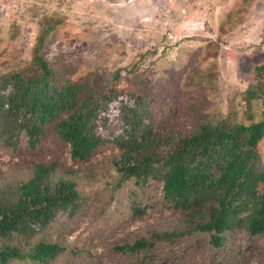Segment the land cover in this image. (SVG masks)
Here are the masks:
<instances>
[{"label": "rangeland", "instance_id": "obj_1", "mask_svg": "<svg viewBox=\"0 0 264 264\" xmlns=\"http://www.w3.org/2000/svg\"><path fill=\"white\" fill-rule=\"evenodd\" d=\"M49 18L55 24L39 53L62 78L87 84L80 99L110 86L115 72L123 91L99 99L94 130L104 142L84 159L71 156L54 121L33 146L24 131L11 136L0 127V198L13 197L39 164L53 166L51 184L69 180L78 192L45 226L0 236V248L25 253L47 242L61 250L42 262L6 264H264L263 233L239 221L213 246L208 232L194 229L197 217L164 196L161 175L122 178L116 162L123 149L112 141L126 137V108L149 122L142 95L175 104L172 127L182 133L217 122L231 103L241 111L237 95L264 70V0H0V74L29 61ZM257 153L264 166V137ZM139 239L146 244L130 248Z\"/></svg>", "mask_w": 264, "mask_h": 264}, {"label": "trees", "instance_id": "obj_2", "mask_svg": "<svg viewBox=\"0 0 264 264\" xmlns=\"http://www.w3.org/2000/svg\"><path fill=\"white\" fill-rule=\"evenodd\" d=\"M54 24L51 18L43 21L24 66L0 74V127L11 136L24 131L33 146L45 125L54 121L57 133L70 145L71 156L84 159L104 142L94 130L98 101L106 99L107 93L123 91L118 87L120 74H113L110 86L80 99L87 84L62 78L39 53ZM263 71L237 95L244 104L241 111V103H231L217 122L202 121L183 133L172 127L178 117L175 104L165 97L142 95L141 101L149 103L144 109L149 122L141 123L143 111L126 108L125 122L130 124L126 137L112 140L123 149L116 162L122 178L139 181L161 175L164 196L197 217L194 229L208 232L213 246H220L223 233L239 221L246 223L250 233L264 234V189L258 188L264 183V166L257 153L264 137ZM52 170V165H36L32 177L16 188L13 197L0 198V236L28 234L45 226L55 211L76 202L74 183L59 179L51 184ZM145 244L139 239L130 248ZM60 250L47 242H38L25 253L4 245L0 264L25 257L42 262Z\"/></svg>", "mask_w": 264, "mask_h": 264}, {"label": "built area", "instance_id": "obj_3", "mask_svg": "<svg viewBox=\"0 0 264 264\" xmlns=\"http://www.w3.org/2000/svg\"><path fill=\"white\" fill-rule=\"evenodd\" d=\"M120 99H123V96H122V95L119 96V100H120ZM108 100L110 101V99L103 100V101H108ZM99 126L101 127V125H99ZM96 134H98L100 137H102V136L99 134V132H97ZM104 137H105V136H104Z\"/></svg>", "mask_w": 264, "mask_h": 264}]
</instances>
